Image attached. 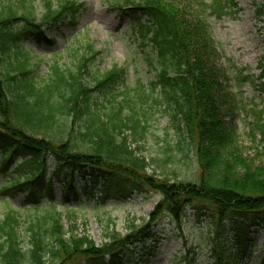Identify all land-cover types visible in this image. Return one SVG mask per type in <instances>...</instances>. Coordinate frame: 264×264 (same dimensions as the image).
Instances as JSON below:
<instances>
[{
    "label": "trees",
    "instance_id": "16d2710c",
    "mask_svg": "<svg viewBox=\"0 0 264 264\" xmlns=\"http://www.w3.org/2000/svg\"><path fill=\"white\" fill-rule=\"evenodd\" d=\"M79 1L40 0V12L33 0L0 3L1 168L8 166L17 151L25 154L8 185L36 202L38 181L46 176L48 158L52 157L55 169L67 170V189L72 188L75 171L83 175L88 171L93 186L104 182L105 193L113 182L135 191L160 192L163 198L150 213L151 222L165 212L180 224L187 206L202 214L211 210L216 228H222L228 217L264 212V163H247L239 152L234 127L225 120L231 109L222 108V103H229L230 98L222 95L220 74L213 62L214 41L202 17L189 20L171 0H115L122 2L117 7L119 15H124L125 7L139 15L135 29L153 50L148 61L157 63L155 79L123 86L116 93L124 69L115 67L91 76V86L84 79L95 60L88 43L83 53L81 48L72 50V67L62 66L56 59L47 80L42 84L37 81L29 52L21 42L30 36L41 40L45 29L66 20L73 22L83 5ZM228 1L213 0L203 12L210 9L219 18ZM259 80L258 90L264 95V71ZM98 96L109 106L99 103ZM154 107L164 108L168 124L182 138L178 144L188 141L186 153L194 154L197 164L193 180L148 174L151 163L139 155L142 147L132 146L144 140ZM64 116L72 117L71 127L60 120ZM76 122L82 125L77 128ZM48 181L52 203V183ZM24 223L26 248L20 236ZM152 225L139 227L131 222L126 236L107 231V241L96 247L84 231L64 230L61 213L54 205L41 214L38 208H31L25 217L7 206L0 219V264H64L78 256H84L87 264H141L131 254L128 259L125 252L135 242L150 238ZM214 244L211 264H239L238 256L227 253L219 240Z\"/></svg>",
    "mask_w": 264,
    "mask_h": 264
},
{
    "label": "rangeland",
    "instance_id": "374dc122",
    "mask_svg": "<svg viewBox=\"0 0 264 264\" xmlns=\"http://www.w3.org/2000/svg\"><path fill=\"white\" fill-rule=\"evenodd\" d=\"M7 1L0 0L3 4ZM37 12L41 11L40 0H33ZM123 1V0H122ZM83 5L74 17L53 29H45L41 40L30 36L24 39L22 48L29 52L33 76L41 84L47 80L50 66L57 60L60 64L72 67L75 63L70 56L74 48L83 53L89 43L95 52V60L89 65V74L85 81L91 86V76L103 74L112 68H123L124 74L114 92L122 91L123 86H133L140 81L148 84L156 77L158 70L150 55L153 50L141 33L136 31V17L131 7L124 8V15L118 14L115 0H80ZM185 13L189 20L203 18L209 34L214 41L216 52L213 62L219 71L224 99L222 108L231 109L230 117L225 120L235 129V139L241 156L252 166L264 163V141L260 126H264V95L258 90L259 78L264 71V0H230L225 13L217 18L204 8L213 0H171ZM123 6V4H122ZM21 22V21H20ZM18 22L15 26H17ZM98 92L94 93L97 98ZM227 95V96H226ZM221 97V100H223ZM233 97V100H232ZM111 99L110 95L106 97ZM120 97L117 98V101ZM97 101L108 103L98 96ZM229 101V100H228ZM164 108H152V117L144 140L139 145V155L150 164L148 174L163 175L173 179L197 176V164L194 154L186 153L188 141L178 144L181 136L168 124ZM263 110L260 115L258 111ZM127 112V111H126ZM71 127L72 117H60ZM82 125L76 122L75 127ZM168 129V130H166ZM264 131V127L262 128ZM183 148V150H181ZM1 156V149H0ZM25 154L17 151L7 167L1 168L0 160V219L7 208L25 215L29 209H37L41 214L52 205L61 213L64 230L83 231L96 247L105 243L107 231L126 236L131 222L139 227L152 225L150 238L135 242L125 253L141 264H211L214 260V242L220 241L227 253L239 258V264H264V212L247 214L244 217H228L222 228H216L211 210L199 213L194 208L183 212L180 224L167 213H160L151 222L150 213L162 200L160 192L154 190L135 191L126 184L113 182L104 192V182L96 186L88 171L83 175L75 171L72 188L67 189L66 168L55 169L54 158H48L46 176L38 181L36 202L25 199L19 191H14L8 183L16 175L15 165L23 160ZM150 159H153L150 161ZM54 200L49 201L50 187ZM9 187L10 189H3ZM85 190L91 192H85ZM67 194V198L63 194ZM33 204V205H32ZM22 224L20 236L27 247V239ZM131 254V255H130ZM108 258V257H106ZM84 256H78L64 264H87ZM127 260V257H124ZM55 264H62L56 261Z\"/></svg>",
    "mask_w": 264,
    "mask_h": 264
}]
</instances>
